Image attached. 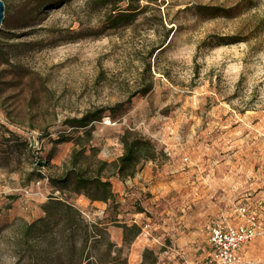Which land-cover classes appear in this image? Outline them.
I'll return each instance as SVG.
<instances>
[{
    "label": "rangeland",
    "instance_id": "374dc122",
    "mask_svg": "<svg viewBox=\"0 0 264 264\" xmlns=\"http://www.w3.org/2000/svg\"><path fill=\"white\" fill-rule=\"evenodd\" d=\"M2 1L0 264H139L144 249L145 264H214L213 224L264 223V0H65L31 17L34 0ZM125 129L163 157L109 176L112 201L49 182L73 148L90 169L114 160ZM51 195L78 220L25 236ZM122 224L140 228L129 243ZM236 264H264V235Z\"/></svg>",
    "mask_w": 264,
    "mask_h": 264
},
{
    "label": "trees",
    "instance_id": "16d2710c",
    "mask_svg": "<svg viewBox=\"0 0 264 264\" xmlns=\"http://www.w3.org/2000/svg\"><path fill=\"white\" fill-rule=\"evenodd\" d=\"M65 0H34L33 7L26 11V16L31 17L35 11L46 8H54ZM122 0H96L101 5L110 4L111 10L118 9L117 3ZM124 13V12H120ZM120 16H125L120 14ZM119 16V17H120ZM111 14H109V18ZM114 26V24H111ZM102 110L86 112L78 118H70L66 122L74 128H84L88 123L101 116ZM85 133H88L84 130ZM121 153L114 160L107 162L105 160L94 159V167L90 169L88 164V155L84 153L85 148H73L67 164L61 173L57 176L49 177V182L57 189H66L75 194H82L89 201H112L114 194L111 190L109 176H115L119 179L132 177L140 168L141 164L147 160H156L163 157L162 152L156 150L151 140L135 131L125 129L120 137ZM107 171V174H105ZM43 216L30 223H22L24 235L32 229H38L40 225L48 223L54 218L56 221H62L63 224L70 226L73 221H77L80 213L73 204L66 198L49 196L48 200L41 205ZM122 241L129 243L140 232V228L135 225L122 224ZM39 230V229H38ZM151 251L144 249L142 252V261L139 264H145L146 257ZM153 264V263H152Z\"/></svg>",
    "mask_w": 264,
    "mask_h": 264
},
{
    "label": "built area",
    "instance_id": "2783aa9c",
    "mask_svg": "<svg viewBox=\"0 0 264 264\" xmlns=\"http://www.w3.org/2000/svg\"><path fill=\"white\" fill-rule=\"evenodd\" d=\"M264 235V223L253 218L234 226L221 224L210 227V244L213 249L214 264H236L237 252L255 236Z\"/></svg>",
    "mask_w": 264,
    "mask_h": 264
},
{
    "label": "water",
    "instance_id": "95a60500",
    "mask_svg": "<svg viewBox=\"0 0 264 264\" xmlns=\"http://www.w3.org/2000/svg\"><path fill=\"white\" fill-rule=\"evenodd\" d=\"M3 11H4V4H3V1L0 0V27H1V24L4 18Z\"/></svg>",
    "mask_w": 264,
    "mask_h": 264
}]
</instances>
